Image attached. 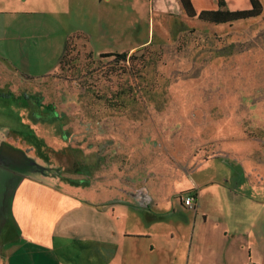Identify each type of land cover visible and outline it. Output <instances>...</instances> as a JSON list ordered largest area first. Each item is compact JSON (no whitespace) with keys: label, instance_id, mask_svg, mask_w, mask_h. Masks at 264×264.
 <instances>
[{"label":"rangeland","instance_id":"374dc122","mask_svg":"<svg viewBox=\"0 0 264 264\" xmlns=\"http://www.w3.org/2000/svg\"><path fill=\"white\" fill-rule=\"evenodd\" d=\"M259 1L260 16L218 25L188 18L179 0L105 1L106 26L87 39L89 48L71 42L65 65L28 82V90H40L44 107H52L32 121L34 134L48 145L40 155L50 154L53 165L68 171L102 166L92 181L101 178L124 194L139 190L140 203L152 192L170 206L164 214L170 228L164 230L172 235L171 248L184 246L203 207L213 214L209 193L216 192L231 215H252L248 203L264 199V0ZM226 2L230 11L250 7L248 0L239 6L237 0ZM205 3L217 6V0ZM81 26L70 27L71 36ZM42 32L44 40H59L64 48L60 29ZM100 53L128 55L118 61ZM23 125L12 121L9 128L25 134ZM34 145L29 150L39 148ZM206 182L214 185L200 191L199 210L178 204L195 190L189 187ZM234 197L243 201L233 203ZM140 212L148 213L146 205L140 204Z\"/></svg>","mask_w":264,"mask_h":264},{"label":"crops","instance_id":"0c3cea01","mask_svg":"<svg viewBox=\"0 0 264 264\" xmlns=\"http://www.w3.org/2000/svg\"><path fill=\"white\" fill-rule=\"evenodd\" d=\"M105 1L0 0V264H264L263 198L252 199L253 207L248 203L252 215H231L218 194L209 193L213 214L203 207L184 246L171 248L172 235L164 230L170 228L164 222L170 206L152 192L140 203L139 190L124 194L101 178L92 181L102 166L68 171L53 165L50 154L40 155L48 145L34 134L32 121L42 118L44 107L40 90H28V82L52 74L64 50L59 40H44L42 31L60 29L66 42L70 27L81 22L77 35L88 47L94 30L106 26ZM224 1L223 10H233ZM191 2L196 12L218 9L205 0ZM12 121L26 123L25 134L9 128ZM32 145L39 148L29 150ZM212 185L188 188L195 189L189 192L196 211L200 191ZM140 204L148 213L141 214Z\"/></svg>","mask_w":264,"mask_h":264},{"label":"trees","instance_id":"16d2710c","mask_svg":"<svg viewBox=\"0 0 264 264\" xmlns=\"http://www.w3.org/2000/svg\"><path fill=\"white\" fill-rule=\"evenodd\" d=\"M179 2L182 6V9L185 15L188 18H197L200 21L212 23L216 25L227 24V23H232L235 21L256 18L260 16L262 13V4L260 3L259 0H249V3H250L249 9L236 10V11L223 10L225 6L224 1L217 0V4H218L217 10H207V11H200V12H196L195 8L192 5L191 0H179ZM75 40L82 41V37L80 35H75V36H69L66 39L62 56L60 57L58 61L57 69L59 67L61 68L63 65H65V63L68 62V55L71 52L70 44L73 41L75 43ZM127 55H128L127 53H104V54H100V57H112L114 59H117L118 61H125ZM50 75H48L47 77H49ZM44 108H48L49 111L52 110V107L50 105H47V107L45 106ZM187 194H193V193L188 192Z\"/></svg>","mask_w":264,"mask_h":264},{"label":"built area","instance_id":"2783aa9c","mask_svg":"<svg viewBox=\"0 0 264 264\" xmlns=\"http://www.w3.org/2000/svg\"><path fill=\"white\" fill-rule=\"evenodd\" d=\"M180 202L185 209L195 210L197 207V201L194 195L185 194L180 198Z\"/></svg>","mask_w":264,"mask_h":264}]
</instances>
